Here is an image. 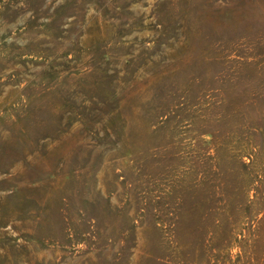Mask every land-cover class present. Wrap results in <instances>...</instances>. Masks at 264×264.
<instances>
[{
    "label": "rangeland",
    "instance_id": "374dc122",
    "mask_svg": "<svg viewBox=\"0 0 264 264\" xmlns=\"http://www.w3.org/2000/svg\"><path fill=\"white\" fill-rule=\"evenodd\" d=\"M0 264H264V0H0Z\"/></svg>",
    "mask_w": 264,
    "mask_h": 264
}]
</instances>
